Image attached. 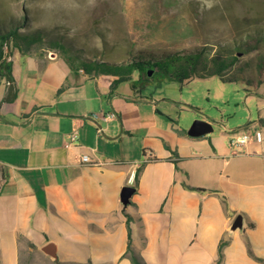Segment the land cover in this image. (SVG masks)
<instances>
[{
  "label": "crops",
  "instance_id": "crops-1",
  "mask_svg": "<svg viewBox=\"0 0 264 264\" xmlns=\"http://www.w3.org/2000/svg\"><path fill=\"white\" fill-rule=\"evenodd\" d=\"M36 56L21 79L12 65L15 98L0 82V264L47 243L62 264H131L127 214L146 264H214L222 239L220 264H264V104L247 106L238 125L221 120L217 133L192 137L157 110H133L153 105L142 89L111 90L115 76ZM100 112L115 117L91 118ZM243 132L248 142L230 146ZM125 186L134 188L127 204Z\"/></svg>",
  "mask_w": 264,
  "mask_h": 264
},
{
  "label": "rangeland",
  "instance_id": "rangeland-1",
  "mask_svg": "<svg viewBox=\"0 0 264 264\" xmlns=\"http://www.w3.org/2000/svg\"><path fill=\"white\" fill-rule=\"evenodd\" d=\"M0 16L24 17L25 30L40 29L44 35L32 54L10 49L20 79L36 55L56 54L57 63L68 65L60 50L50 46L52 39L84 58L121 62L137 52L161 54L246 38L255 48L241 53L237 65L246 77L262 78L256 92L248 91L252 88L242 81L224 82L217 76L179 83L154 73L142 86L153 105L132 109L143 111L146 118L157 110L160 121L185 132L195 120H206L213 130L209 135L225 124L221 120L238 125L247 106L264 104V74H257V64L264 60V44L259 42L264 35V0H0ZM117 84L129 87L130 81ZM20 263L54 264V259L22 246Z\"/></svg>",
  "mask_w": 264,
  "mask_h": 264
},
{
  "label": "trees",
  "instance_id": "trees-1",
  "mask_svg": "<svg viewBox=\"0 0 264 264\" xmlns=\"http://www.w3.org/2000/svg\"><path fill=\"white\" fill-rule=\"evenodd\" d=\"M26 19L9 17L3 19L0 16V82L4 81L8 84L7 97L12 99L16 96V90L13 86L12 62L9 59L11 56V48L16 49L20 54H32L33 49L41 44L44 39L42 30L33 31L25 30ZM258 41V39H257ZM264 44V35L259 42ZM241 42V43H240ZM240 42L234 41L230 44H220L217 46L205 45L190 50L167 51L161 54L154 52H137L132 54L124 61H110L101 59L84 58L77 51L67 47L61 40L52 39L49 41L50 46L60 50L65 56L70 69L76 71L82 70L89 77L101 74L115 76L110 88L114 89L118 82L130 81L131 87L136 94H141L142 86L147 83L154 73H159L162 78L183 83L193 78H205L209 76H217L221 81H242L250 86L248 91L256 92L262 78H248L242 74L244 68L237 64L240 61V54L247 53L255 48V45H250L246 38ZM257 74L262 76L264 73V60L257 64ZM152 70V74L148 75V71ZM147 96L146 98H149ZM175 154V153H174ZM177 167V160L174 161ZM140 169L136 171L135 177L138 179ZM192 190H202L185 185ZM130 202V201H129ZM128 226V241L126 249L123 253L124 257L130 260L131 264H146L141 253L137 250L130 237L129 223L132 220L131 216L126 215ZM21 238V237H20ZM30 248L34 245L27 243ZM226 241L220 240L218 244V257L214 264H220L223 257V248ZM248 254L256 259L249 244H247ZM21 264V263H20ZM54 264H62L57 259H54ZM86 264H92L88 261Z\"/></svg>",
  "mask_w": 264,
  "mask_h": 264
},
{
  "label": "water",
  "instance_id": "water-1",
  "mask_svg": "<svg viewBox=\"0 0 264 264\" xmlns=\"http://www.w3.org/2000/svg\"><path fill=\"white\" fill-rule=\"evenodd\" d=\"M54 57V55H51ZM152 74V70L148 71V75ZM212 130V127L209 123L202 120H195L187 130V134L192 137H198L204 134H207ZM134 191L133 187L125 186L122 188V191L120 193V199L123 204H127L129 202V198L132 195ZM241 217L238 216L235 225L240 224ZM41 251L45 253L46 255L52 257L53 259H56V251H55V245L53 243H47L41 248Z\"/></svg>",
  "mask_w": 264,
  "mask_h": 264
},
{
  "label": "built area",
  "instance_id": "built-area-1",
  "mask_svg": "<svg viewBox=\"0 0 264 264\" xmlns=\"http://www.w3.org/2000/svg\"><path fill=\"white\" fill-rule=\"evenodd\" d=\"M115 117V114L113 112H100V113H93L91 115V118L93 120H103V121H109L111 119H113ZM101 127L97 128V132H101ZM77 132L76 131H72L69 134L68 137V141L65 143L66 147H70L74 142H76L77 140ZM250 139V135L247 132H243V133H233L230 138H229V144L232 147L235 146H242L244 144H246L248 142V140ZM81 161L83 163H93L90 158L88 157V155H82L81 157Z\"/></svg>",
  "mask_w": 264,
  "mask_h": 264
}]
</instances>
